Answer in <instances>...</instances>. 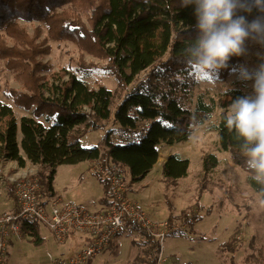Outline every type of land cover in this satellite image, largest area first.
<instances>
[{
	"label": "trees",
	"instance_id": "obj_1",
	"mask_svg": "<svg viewBox=\"0 0 264 264\" xmlns=\"http://www.w3.org/2000/svg\"><path fill=\"white\" fill-rule=\"evenodd\" d=\"M237 15L251 21L264 12L252 7ZM18 20L42 24L46 39L40 40V27L29 34ZM196 24L195 5L182 6L181 0H0V59L31 92L9 90L7 94L13 105L25 111L33 107L31 115L23 114L18 120L12 106L0 100V161H15L20 168L28 162L37 165L30 177L36 178L49 196L54 195L53 181L61 164L97 161L105 170L115 166L127 169L128 182L143 180L158 161L161 145L187 141L194 128L214 111V104L201 98L194 108L184 102L196 82L187 56L188 46L199 34ZM47 40H68L88 54L106 58L108 70L118 82L133 85L113 108V92L102 84L90 86L84 80L85 72L79 76L60 70L48 77L38 76L48 70L39 62L49 52ZM232 66L229 60L218 76L224 78ZM225 116L221 113L217 124L218 144L246 172L247 183L264 200L260 185L246 168L242 140L226 128ZM109 120L116 130L106 129ZM86 130L104 132L96 145L83 147L80 138ZM113 131L118 134L117 141H112ZM217 163L216 157L208 154L202 161L203 170ZM188 167V159L169 154L162 162L161 174L174 181L186 176ZM94 174L103 185L100 203L108 204V182L99 172ZM8 188L13 198L12 183ZM201 218L199 207L182 214L189 226ZM168 220L171 224V217ZM134 229L151 241L148 262L153 264L158 242L146 230ZM20 231L34 238L39 224L24 222ZM234 240L224 247L234 250L230 243Z\"/></svg>",
	"mask_w": 264,
	"mask_h": 264
},
{
	"label": "rangeland",
	"instance_id": "obj_2",
	"mask_svg": "<svg viewBox=\"0 0 264 264\" xmlns=\"http://www.w3.org/2000/svg\"><path fill=\"white\" fill-rule=\"evenodd\" d=\"M18 23L32 34L34 27L41 28L40 40L46 39V29L36 21ZM49 52L39 58L47 72L37 75L67 70L84 76L90 86L102 84L114 94L113 108L133 85H122L108 69V60L80 50L68 40H47ZM245 51L240 56L230 57L233 66L230 72L213 84L196 80L192 93L184 100L188 107L194 108L198 99L214 104V111L202 125L196 126L189 139L183 143L161 145L159 158L151 171L139 182H128V170L123 177L128 196L154 219L171 217V230L162 244L164 264H264V203L246 181V172L234 164L230 154L218 144L217 124L221 113H226L229 106L239 97H254V80L242 79L239 75L244 68L249 72L264 64V44L255 40L244 43ZM43 72V71H42ZM144 73L141 74V77ZM67 76L64 77L66 79ZM228 89L225 92V89ZM30 95L22 81L5 66L0 59V100L12 106L16 118L23 114L31 115L30 110L13 105L7 91ZM45 95L49 92L45 90ZM107 130H116L112 121L106 122ZM104 130H86L80 138L83 147L96 145ZM20 130H18V134ZM118 134L113 131L112 141H117ZM169 154H178L189 161L187 175L174 181L162 177V162ZM208 154L216 157L215 167L203 170L202 161ZM97 161H82L75 165L61 164L56 169L54 187L56 192L64 194L66 200L83 203L93 207L103 196V185L94 174ZM94 168V170H93ZM0 168V210L11 204L8 188V173ZM27 175L31 170H26ZM12 179V178H11ZM8 181V182H7ZM199 207L201 219L193 226L184 223L182 214ZM190 208V209H189ZM169 221V220H168ZM79 234L76 233L78 238ZM70 237L65 242H58L50 230L39 224L36 237L21 235L8 247L4 264H53L55 259L66 260L78 251L85 242ZM113 243L107 245L86 264H149L151 241L133 229L118 233ZM233 249L224 244L231 239ZM157 254L156 248L154 255ZM157 256V255H156ZM149 261V262H148Z\"/></svg>",
	"mask_w": 264,
	"mask_h": 264
},
{
	"label": "built area",
	"instance_id": "obj_3",
	"mask_svg": "<svg viewBox=\"0 0 264 264\" xmlns=\"http://www.w3.org/2000/svg\"><path fill=\"white\" fill-rule=\"evenodd\" d=\"M95 170L107 180L109 194L108 204L95 209L66 200L62 195H45L38 180L30 175L10 179L13 208L0 210V264L4 263L13 240L21 236V225L27 221L45 225L60 243L65 242L72 233L85 238V245L78 251L66 260L55 259L53 264H86L114 236L130 232L135 226L146 230L151 239L159 244L153 264H164L162 244L172 228L170 222L167 219H154L129 198L121 167L105 170L96 164Z\"/></svg>",
	"mask_w": 264,
	"mask_h": 264
},
{
	"label": "clouds",
	"instance_id": "obj_4",
	"mask_svg": "<svg viewBox=\"0 0 264 264\" xmlns=\"http://www.w3.org/2000/svg\"><path fill=\"white\" fill-rule=\"evenodd\" d=\"M182 6L195 5L198 37L187 48L188 63L198 82H218V74L232 56L244 53V43L251 38L264 44V16L248 21L237 12L258 8L264 12V0H181ZM254 80V97H239L224 117L226 128L235 132L250 178L260 185L264 196V64L239 73ZM228 89H225L227 92ZM264 203V200L261 201Z\"/></svg>",
	"mask_w": 264,
	"mask_h": 264
},
{
	"label": "crops",
	"instance_id": "obj_5",
	"mask_svg": "<svg viewBox=\"0 0 264 264\" xmlns=\"http://www.w3.org/2000/svg\"><path fill=\"white\" fill-rule=\"evenodd\" d=\"M18 137L20 138V134H18ZM7 167L8 168L11 167V169H10V171L8 173V175H9L8 178L11 179V178L23 177V176L27 175V171L26 170H31V174L35 173L38 166L28 162L24 168H20V167H18V164L15 161H12V160H2V161H0V168H1L3 173H7V171L9 170V169H7ZM54 180H55V178H54ZM53 192H54V194H58V195L64 196V194H59V193L56 192V189L54 187V181H53ZM11 201L12 202H11L10 206L7 209H4V210H10V209L13 208V198L12 197H11ZM92 204L94 205V209L95 208H100L101 206H103V204L100 203V200H98L97 203H92ZM90 208H93V207H90ZM74 236L76 237V234L72 233L68 238L74 237ZM80 237H82V236L79 235L78 238L76 237V239L79 240ZM113 239L111 240L109 245H111L114 242ZM85 243L86 242L83 243V246L85 245Z\"/></svg>",
	"mask_w": 264,
	"mask_h": 264
}]
</instances>
